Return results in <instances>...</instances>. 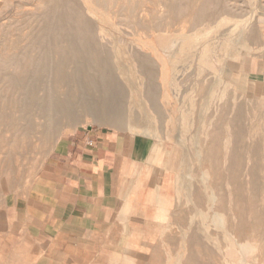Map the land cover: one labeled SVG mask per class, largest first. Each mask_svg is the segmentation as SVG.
<instances>
[{"label":"rangeland","instance_id":"obj_1","mask_svg":"<svg viewBox=\"0 0 264 264\" xmlns=\"http://www.w3.org/2000/svg\"><path fill=\"white\" fill-rule=\"evenodd\" d=\"M64 1L66 9L49 22L45 13L53 0H0V116L8 123H0V237L9 239V249L19 261L31 257L27 264H90L77 252L98 245L110 247L89 256L99 264H264V112L248 85L264 59V0H215L218 7L199 20L171 13V25L159 32L136 26L147 25L155 9L163 14L161 0L101 7L93 0ZM177 1L182 10L184 2ZM131 9L137 13L129 18ZM64 10L86 14L103 32L87 33L78 45L81 36L69 31L76 25L69 17L63 25L70 44L59 33ZM226 17L248 20V26L237 34L217 29ZM208 27L213 33L191 51L185 35ZM109 73L118 98L109 107L117 113L72 119L83 111L78 109L54 125L47 107L69 98L72 87L98 94ZM132 74L141 88L136 98ZM83 132L89 147L96 133L137 145L134 159L143 165L120 179L111 203L90 191L75 201L52 186L54 152ZM205 153L212 158L205 161ZM21 242L28 248L19 249ZM142 242L156 251L127 261V246ZM33 247L41 252L34 254ZM59 256L66 262L58 263ZM5 257L0 264H7Z\"/></svg>","mask_w":264,"mask_h":264},{"label":"crops","instance_id":"obj_2","mask_svg":"<svg viewBox=\"0 0 264 264\" xmlns=\"http://www.w3.org/2000/svg\"><path fill=\"white\" fill-rule=\"evenodd\" d=\"M249 79L248 85L252 87V95L256 101H260L264 112V59L253 71L252 77H249ZM96 134V142L93 147L86 145L85 134L83 132L73 136L66 147H60L61 149L54 152L53 164L56 166L54 167V172L57 179L52 186L59 188L65 196L73 198L75 201L85 200L88 194L87 191H90L89 196L95 200L111 203L112 198L116 196L114 194L117 191L120 179H124L128 173H131V167H135V169L142 167L143 162L142 159H134L137 150L135 143H131L122 137L118 138L116 134ZM87 135L92 134L88 133ZM263 161L264 157L262 156L261 166L264 165ZM148 163V159H145V164ZM178 167L179 165L175 169L176 176ZM107 191L112 193L113 197H106ZM63 204H66V200H63ZM172 206L173 199L171 197L166 198L164 208L169 218L171 217ZM1 225L0 231L3 230ZM10 245L9 239L6 240L0 237V255L4 254L6 256L7 264H14L15 259L16 262L19 261V257L15 256L13 251L9 249ZM24 247L28 248L24 242H21L19 249H23ZM109 248L105 249L101 245L91 248L87 247L78 250L77 254H80L90 264H99L97 260L89 256L94 253H105V251L110 250ZM156 248L144 242L138 243V248L137 246L128 245L126 248L128 254L127 261H142L143 258L154 253ZM38 252H41L40 248L33 247V253L36 254ZM31 259V257L21 256V261L19 262L27 264ZM35 259L39 262H46L44 258L36 257ZM55 259L58 263L66 262V258L63 256L56 257Z\"/></svg>","mask_w":264,"mask_h":264},{"label":"bare ground","instance_id":"obj_3","mask_svg":"<svg viewBox=\"0 0 264 264\" xmlns=\"http://www.w3.org/2000/svg\"><path fill=\"white\" fill-rule=\"evenodd\" d=\"M115 2L117 0H93V3L96 4L98 7H101L102 5H105L108 2ZM122 1V0H121ZM146 1V0H145ZM184 2V8L181 10L180 8H178V5L176 3H178V1L176 0H161L160 3H158V7L162 6L164 11L163 14L158 16L159 13H157L158 10L155 9L156 13L152 10L154 8H152L151 10L154 12H152L153 17L150 18V20L148 19L147 25H141L138 24L136 26V28H139L140 30H151V31H155V32H159V31H163L165 28H168L171 23L167 22L168 18L171 17V13L172 18L173 17H179L180 19H183L185 17H194L195 20H199L200 18H202L203 16L210 14L208 13V8L210 6L213 7H218V4H215V0H207V2L205 4H203L202 6H198L197 2L198 0H181ZM254 1V0H253ZM252 1V2H253ZM125 2L122 3V5ZM224 3V2H223ZM207 4V5H206ZM228 4V3H227ZM136 6V5H135ZM66 7L65 1L64 0H53L50 8L48 9L46 14V18L47 20L50 22V18L54 15H56L57 13H59L60 9H64ZM144 6H139L138 10L136 9L137 12H140L144 9ZM231 7V6H230ZM122 8V6H121ZM147 8V7H146ZM151 8V7H150ZM221 8V7H220ZM219 8V9H220ZM228 8V6H227ZM66 9V8H65ZM123 9V8H122ZM149 9V8H147ZM226 9V7H225ZM151 10L149 12H151ZM223 10V9H221ZM135 11V12H136ZM145 11V10H144ZM142 12V13H146V12ZM226 11V10H225ZM260 11V10H259ZM258 11V12H259ZM128 12H130L131 14L129 15L130 17H133L136 15V13L134 12L133 9L129 10ZM216 13V12H215ZM214 13V14H215ZM150 15V13H148ZM141 15V14H140ZM212 15V14H211ZM152 16V15H150ZM208 16V15H207ZM71 17V19L74 17L76 25H71L70 28V32L72 33V31L75 29V33H72L75 36H81L78 40V42L76 44L79 45V42L83 39V37L87 34V33H91L93 34L94 32H103L102 27L99 25H93L92 21L89 19V17L84 14V13H74L73 11H68V10H64L62 13H60V22H59V33L61 34V36L63 35H68L70 37V44L73 42L72 37L69 35L67 29L64 27L63 23L67 22V19ZM233 17V16H232ZM149 18V17H148ZM134 19V18H133ZM46 20V21H47ZM133 21V20H132ZM174 21V20H172ZM182 21V20H181ZM134 22V21H133ZM128 23V22H127ZM132 23V22H131ZM128 23V24H131ZM49 23H47L46 25H48ZM143 24V23H142ZM135 26V25H134ZM248 26V20H237V19H233L230 17H226L225 20L220 23L218 25L219 30L226 28V27H230V34L231 33H236L237 32H241L243 31L246 27ZM77 28H81V31L78 32ZM209 28V27H208ZM138 29V30H139ZM84 32V33H82ZM213 33V30L211 28L209 29H205L204 31H202L201 33H198L196 35H185V41L189 40L192 41L191 44V51L193 50L194 46H196L198 44V42L203 41L207 38H209V36ZM239 34V33H238ZM99 35H101V33H99ZM103 35V33H102ZM104 39V38H102ZM105 40V39H104ZM83 41V40H82ZM81 41V42H82ZM88 41V40H85ZM91 41V40H90ZM90 41H88L90 43ZM80 42V43H81ZM105 42V41H104ZM86 43V42H85ZM88 43V44H89ZM191 43V42H190ZM189 43V45H190ZM94 44V43H93ZM86 45V44H83ZM95 45V44H94ZM186 45V44H185ZM76 46V45H75ZM198 46V45H197ZM77 47V46H76ZM79 47V46H78ZM88 47V46H87ZM92 47V44H91ZM95 47V46H94ZM186 47V46H185ZM86 48V47H85ZM93 48V47H92ZM196 48V47H195ZM83 49V48H82ZM88 50V49H87ZM85 51V50H84ZM91 51V50H90ZM89 51V52H90ZM189 51V52H191ZM87 53V52H86ZM93 53V51H92ZM162 53V52H161ZM90 55V54H88ZM126 58V57H125ZM130 57H128L129 60ZM127 59V58H126ZM133 60H135L133 58ZM140 61V60H139ZM148 61V60H147ZM136 62V60H135ZM132 63V62H131ZM134 63V62H133ZM132 63V64H133ZM137 63V62H136ZM144 63V62H143ZM142 63V64H143ZM146 63V62H145ZM135 65V63H134ZM137 65V64H136ZM140 65V63H139ZM145 65V64H144ZM143 65V66H144ZM146 66V65H145ZM129 68V67H128ZM170 68V67H169ZM131 69V68H130ZM147 70H149V67L147 66L146 68ZM151 69V68H150ZM134 71V70H133ZM133 73V72H132ZM150 73V71H149ZM131 75V74H130ZM133 75V74H132ZM139 75V74H138ZM134 78V75L132 76ZM137 77V76H135ZM113 78L112 75L109 73L105 76V78L101 79V84L104 86V89H101L100 91H98V94L94 92V90L89 89V87H81L78 89H76L75 87H72V89H70V91L72 92V94L69 96V98L59 101L58 103H56V105H51L49 107H47V112H49V114L52 117V120L54 122V125L56 123H58L59 118L63 117V116H70L73 114L74 110H78L81 109L83 110L79 116L73 115L72 119H76L77 117H81L83 115L86 116H91V117H101V116H108L109 114H114L117 113V108L109 107V102L111 100H118L117 98V94H116V90L114 88V84H113ZM129 78V77H128ZM135 79V78H134ZM138 77L133 80V82H130V87H131V96L136 98L138 96H141V88L140 86L137 85V81H138ZM130 81V80H129ZM136 83V86L134 85ZM116 86V85H115ZM125 87V86H124ZM13 89V88H12ZM143 113L145 116H148V111H147V106L146 108H143ZM79 111V110H78ZM135 114V113H134ZM138 114V113H137ZM68 118V117H67ZM70 121V120H69ZM75 121V120H74ZM0 123H4V126H6L8 123L7 121L4 119V117L0 116ZM7 123V124H6ZM68 123V122H67ZM73 123V122H72ZM131 125V123H130ZM41 126V125H39ZM39 128V127H38ZM37 128V129H38ZM244 131V130H243ZM56 132V131H55ZM29 135V134H28ZM27 135V136H28ZM51 136V135H50ZM218 136H219V132L215 129L212 132V142H211V147H215L214 144L217 143L218 141ZM52 138V137H51ZM34 142V141H33ZM237 142V141H236ZM28 143V142H27ZM235 145V144H234ZM186 149V148H185ZM211 148L209 147L207 153L209 152ZM183 153V152H182ZM205 153L204 155V159L205 161L208 160V158H212L211 154H207ZM236 155V154H235ZM183 160V159H182ZM235 161V160H233ZM181 162V161H180ZM239 164V162H237ZM183 165V163H182ZM230 165V164H229ZM232 165V164H231ZM237 165V164H235ZM232 167V166H231ZM234 169V168H233ZM207 174V173H206ZM209 177V176H208ZM210 179V178H209ZM179 182V181H178ZM209 182V181H208ZM232 186V185H231ZM239 189V188H238ZM186 190V189H185ZM188 191L190 190L187 189ZM241 191V190H240ZM188 195L190 196V194L188 193ZM185 196V195H184ZM186 197L188 198V196L186 195ZM211 201H212V205L215 202L214 200V195L211 194ZM210 199V198H209ZM248 202V201H247ZM242 203V202H241ZM211 205V202H210ZM241 206V205H240ZM211 207V206H210ZM213 207V206H212ZM249 207V206H248ZM218 208V207H217ZM221 210V209H220ZM249 211V209H248ZM221 212V211H220ZM232 215V214H231ZM262 216V215H260ZM221 221L224 220L223 217L220 218ZM231 219V218H229ZM232 222V221H231ZM186 223V222H185ZM234 224V222H233ZM235 226V225H234ZM191 227V226H190ZM188 230V229H187ZM208 230V228H207ZM196 231V230H195ZM205 233V232H204ZM233 233V232H232ZM188 234V233H187ZM197 235V234H196ZM205 235V234H204ZM187 236V235H186ZM189 238V237H188ZM192 238V237H191ZM263 240V239H262ZM199 241V240H198ZM208 241V240H207ZM203 242V241H200ZM194 243V242H193ZM191 246V245H190ZM193 246V245H192ZM186 249V248H185ZM193 249V248H192ZM198 256V255H196ZM201 256V255H200ZM197 261V260H196ZM201 263V261H200Z\"/></svg>","mask_w":264,"mask_h":264},{"label":"built area","instance_id":"obj_4","mask_svg":"<svg viewBox=\"0 0 264 264\" xmlns=\"http://www.w3.org/2000/svg\"><path fill=\"white\" fill-rule=\"evenodd\" d=\"M90 145H92V143H89Z\"/></svg>","mask_w":264,"mask_h":264}]
</instances>
